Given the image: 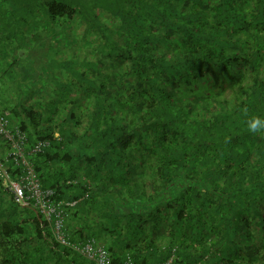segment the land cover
Returning <instances> with one entry per match:
<instances>
[{
    "label": "trees",
    "instance_id": "obj_1",
    "mask_svg": "<svg viewBox=\"0 0 264 264\" xmlns=\"http://www.w3.org/2000/svg\"><path fill=\"white\" fill-rule=\"evenodd\" d=\"M73 22L90 59L60 58ZM40 24L65 40L29 87L40 69L19 55ZM2 63L10 124L47 141L29 155L41 186L74 201L70 241L95 239L111 264H264V136L245 124L264 117V0H0ZM35 211L0 177V264H92Z\"/></svg>",
    "mask_w": 264,
    "mask_h": 264
},
{
    "label": "built area",
    "instance_id": "obj_2",
    "mask_svg": "<svg viewBox=\"0 0 264 264\" xmlns=\"http://www.w3.org/2000/svg\"><path fill=\"white\" fill-rule=\"evenodd\" d=\"M7 112L0 113V138L7 146V153L0 159V177L13 199L21 205L31 204L40 214L55 242L67 246L79 253L92 264H111L107 249L93 238L81 241H70L65 230L66 207L74 201L57 199L54 189L42 187L35 171L30 154L40 152L46 146L45 140H37L28 146L26 133L17 125L9 122ZM12 164L13 173L6 167ZM170 263V258L165 264ZM119 264H134L130 256Z\"/></svg>",
    "mask_w": 264,
    "mask_h": 264
},
{
    "label": "rangeland",
    "instance_id": "obj_3",
    "mask_svg": "<svg viewBox=\"0 0 264 264\" xmlns=\"http://www.w3.org/2000/svg\"><path fill=\"white\" fill-rule=\"evenodd\" d=\"M38 28L40 29V31L38 32V36H40L41 43L37 44L36 47L34 46L33 48H31L32 44L26 45L25 47H27V49H29V50L28 51H27V49L25 51L21 50L22 52H24V55H19L18 50H16V53L19 56H22L20 58L21 62L28 61V65H33L35 68L40 69V68L44 67V62L46 61L45 56H42V51L45 52L47 46H50L51 53L56 52L58 50V46H61L63 44L65 37H63L61 35H56L54 33V30H58V28L55 27L54 25H52V27L48 26V27L44 28L43 25L40 24V25H38ZM68 28L69 27H63V30L65 29L67 31ZM70 30H74V33L76 36H75V38L73 37V39L77 40L76 44L72 43L68 47H64L63 49H61V52H59L60 58L71 57L73 55V53L75 52L76 55H78V57H80V59L84 56L87 59H90L91 54L89 53V47L91 45H93L92 34L88 33V34L82 36V33H83L82 25L75 23V22H73L71 24V28L68 31H70ZM46 32H47V34H46ZM69 39H70V37H69ZM17 45H18V43H17ZM41 56H42V58H41ZM56 73H57V76H56L57 79H61V80L64 79V80H68V81L70 80V77L68 75H67V77L63 76V73H65V72L60 73V71H59ZM50 74H51V72L49 69H47V70L40 69V70H38V72L36 71L35 75H32L30 78H28V82H29L28 86L29 87H36V86L40 85L41 83L44 84L45 82H47L46 80H47V78H49V76L50 77L53 76V74L52 75H50ZM19 77H20V75H19ZM48 86L52 87V85H50V84ZM13 88H14V86H13ZM43 88H41V89H43ZM23 89L25 90L26 88L24 87ZM15 92H16V90L13 93H15ZM1 103L8 104L9 101L7 98H4V99H0V104Z\"/></svg>",
    "mask_w": 264,
    "mask_h": 264
},
{
    "label": "crops",
    "instance_id": "obj_4",
    "mask_svg": "<svg viewBox=\"0 0 264 264\" xmlns=\"http://www.w3.org/2000/svg\"><path fill=\"white\" fill-rule=\"evenodd\" d=\"M2 66H3V63L0 65V67L2 68ZM17 85L18 84H16V83L12 84L10 81H7L5 79V77H4V79L0 80V99L7 98L9 101L8 104H4V103L0 104V113L2 111H5L8 113L14 105H17L16 103L20 99V94L17 93V90H18ZM13 86L15 89L13 88ZM15 90H16V92L13 93ZM11 118H12V116H11ZM15 120H18V119L16 118ZM74 222L78 223L77 221H74ZM88 223L93 224L91 217L88 219Z\"/></svg>",
    "mask_w": 264,
    "mask_h": 264
},
{
    "label": "clouds",
    "instance_id": "obj_5",
    "mask_svg": "<svg viewBox=\"0 0 264 264\" xmlns=\"http://www.w3.org/2000/svg\"><path fill=\"white\" fill-rule=\"evenodd\" d=\"M245 115H247V109H244ZM246 130L252 135L264 136V117L251 116L246 121Z\"/></svg>",
    "mask_w": 264,
    "mask_h": 264
},
{
    "label": "water",
    "instance_id": "obj_6",
    "mask_svg": "<svg viewBox=\"0 0 264 264\" xmlns=\"http://www.w3.org/2000/svg\"><path fill=\"white\" fill-rule=\"evenodd\" d=\"M37 213V211H35Z\"/></svg>",
    "mask_w": 264,
    "mask_h": 264
}]
</instances>
